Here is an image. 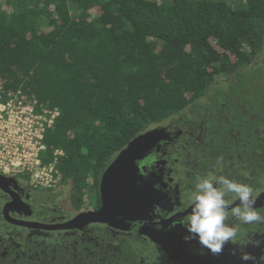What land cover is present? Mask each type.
I'll return each instance as SVG.
<instances>
[{"label":"trees","instance_id":"16d2710c","mask_svg":"<svg viewBox=\"0 0 264 264\" xmlns=\"http://www.w3.org/2000/svg\"><path fill=\"white\" fill-rule=\"evenodd\" d=\"M263 52L264 0H0L3 91L58 113L40 160L62 152L54 167L77 212L100 206V178L131 140L170 122L185 131L180 162L263 184L264 81L247 80ZM120 244L114 262L140 264ZM83 247L84 264L113 262ZM68 253L57 247V264H75Z\"/></svg>","mask_w":264,"mask_h":264},{"label":"flooded vegetation","instance_id":"af4514ba","mask_svg":"<svg viewBox=\"0 0 264 264\" xmlns=\"http://www.w3.org/2000/svg\"><path fill=\"white\" fill-rule=\"evenodd\" d=\"M162 127L167 129L169 137L162 142L159 151H152L138 163L141 174L161 198L144 218L125 223L128 224L126 230L102 224L57 228L79 212L97 210L101 201L97 208L89 207L77 212L71 207L69 195L70 209H61L57 199L66 189L70 191L68 185L60 183L56 189H33L28 180L3 175L7 179H0V264H57L53 255L57 247H71L74 256L68 253L65 258H75V264L81 261L84 264L83 258H78V246H84L83 251L89 254L87 246H102L100 251L111 249L113 262L109 264H118L114 262V254L121 242L128 243L130 249L140 254V264H253L252 261H242L239 251L233 254L235 245L231 243L216 255L196 240L186 242L183 239L187 232L180 221L191 212L187 194L197 177L212 172L200 174L196 163L180 162L179 146L186 150L188 145L186 142L182 144L185 131L172 122ZM186 135L184 138L187 139L191 134ZM253 189L255 210L264 215V183ZM162 195L167 196V203H164ZM238 203L235 201L230 207ZM231 223L236 224L235 221ZM238 228L244 239L253 242L247 245L246 250L254 257L255 264H264V222L241 223ZM256 241L260 242L258 246ZM162 246H179V252L174 255L176 260L170 259ZM108 259L105 257L101 262L106 264ZM70 263L71 260L66 264Z\"/></svg>","mask_w":264,"mask_h":264},{"label":"water","instance_id":"95a60500","mask_svg":"<svg viewBox=\"0 0 264 264\" xmlns=\"http://www.w3.org/2000/svg\"><path fill=\"white\" fill-rule=\"evenodd\" d=\"M165 127L149 129L122 149L103 172L99 183L101 206L94 211L79 212L68 223L57 228L73 229L81 224H102L115 229L126 230L132 221L142 219L161 195H156L152 184L141 174L138 163L152 151H159L162 142L169 137ZM0 179H7L0 174ZM163 196V195H162ZM164 203L168 202L163 196ZM161 201V200H160ZM36 227H39L36 225ZM170 259L176 260L179 246H162Z\"/></svg>","mask_w":264,"mask_h":264},{"label":"clouds","instance_id":"9594fccd","mask_svg":"<svg viewBox=\"0 0 264 264\" xmlns=\"http://www.w3.org/2000/svg\"><path fill=\"white\" fill-rule=\"evenodd\" d=\"M235 201H239L238 205L230 207ZM187 204L191 212L180 221L187 232L183 237L186 242L196 240L216 255L231 243L235 245L233 254L239 251L242 261L255 264L254 257L246 250L253 242L244 239L238 228L241 223L264 222V215L255 210L254 189L249 184L208 173L197 177L187 194ZM259 243L255 242L257 246Z\"/></svg>","mask_w":264,"mask_h":264},{"label":"built area","instance_id":"2783aa9c","mask_svg":"<svg viewBox=\"0 0 264 264\" xmlns=\"http://www.w3.org/2000/svg\"><path fill=\"white\" fill-rule=\"evenodd\" d=\"M35 100L20 92L3 91L0 82V174L7 177L28 176L35 188L51 189L60 183L55 160L43 164L40 154L46 150L44 133L53 126L58 113L36 112Z\"/></svg>","mask_w":264,"mask_h":264},{"label":"rangeland","instance_id":"374dc122","mask_svg":"<svg viewBox=\"0 0 264 264\" xmlns=\"http://www.w3.org/2000/svg\"><path fill=\"white\" fill-rule=\"evenodd\" d=\"M258 65H260L261 63H263V65H261L257 70L256 72L250 74L248 77H247V80L250 81V83H253L254 85L255 84H261L263 81H264V52L263 54H261V56L257 59V62ZM255 63V64H256ZM60 183L56 184V186L54 187L56 189V187L59 186ZM33 189H35V187L32 185V184H29ZM54 188H51V189H54ZM37 189V188H36ZM38 189H43V188H38ZM59 191H61L59 189ZM69 195H70V191L69 189H66L64 194H62V196H59L60 199L58 198L57 199V203L59 204L60 208L61 209H70L69 208Z\"/></svg>","mask_w":264,"mask_h":264}]
</instances>
